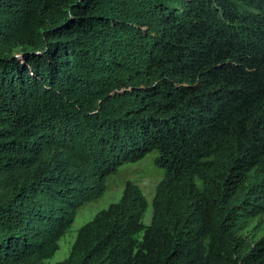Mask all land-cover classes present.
Returning a JSON list of instances; mask_svg holds the SVG:
<instances>
[{
  "label": "trees",
  "instance_id": "16d2710c",
  "mask_svg": "<svg viewBox=\"0 0 264 264\" xmlns=\"http://www.w3.org/2000/svg\"><path fill=\"white\" fill-rule=\"evenodd\" d=\"M150 151L54 264H264V0H0V264Z\"/></svg>",
  "mask_w": 264,
  "mask_h": 264
},
{
  "label": "rangeland",
  "instance_id": "374dc122",
  "mask_svg": "<svg viewBox=\"0 0 264 264\" xmlns=\"http://www.w3.org/2000/svg\"><path fill=\"white\" fill-rule=\"evenodd\" d=\"M156 151H150L136 161L125 162L120 165L117 171L106 178V188L103 194L91 201L83 204L77 211L76 216L67 231L58 241V249L47 259L54 264L63 260L70 251L71 244L75 238L77 229L100 209L108 206L109 203L116 201L124 188L125 182L131 180L136 183L147 200V208L144 212L143 222L149 223L151 217V200L157 182L163 176V170L156 163ZM264 222L253 221L249 228H260L258 232H264Z\"/></svg>",
  "mask_w": 264,
  "mask_h": 264
}]
</instances>
